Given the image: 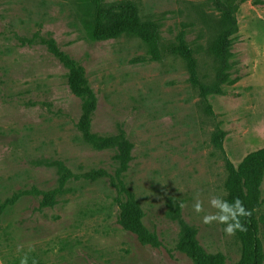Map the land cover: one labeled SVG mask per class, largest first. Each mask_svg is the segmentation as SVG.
Returning <instances> with one entry per match:
<instances>
[{"label":"rangeland","instance_id":"374dc122","mask_svg":"<svg viewBox=\"0 0 264 264\" xmlns=\"http://www.w3.org/2000/svg\"><path fill=\"white\" fill-rule=\"evenodd\" d=\"M103 3L134 4L162 47L184 41L207 86L218 67L209 47L228 31L226 80L204 99L181 59L153 60L134 37L92 40L85 0H0V264H194L184 227L201 251L238 264L236 234L202 217L217 211L210 197L226 199V160L264 148V0ZM46 40L81 70L82 94ZM61 166L107 176L62 183ZM260 191L264 264V177ZM131 197L159 247L121 225L117 203Z\"/></svg>","mask_w":264,"mask_h":264},{"label":"trees","instance_id":"16d2710c","mask_svg":"<svg viewBox=\"0 0 264 264\" xmlns=\"http://www.w3.org/2000/svg\"><path fill=\"white\" fill-rule=\"evenodd\" d=\"M89 3V10L92 13V20L89 24V35L92 40L103 41L116 39L121 36L134 37L139 39L147 48V53L151 59L162 61L166 57H177L181 59L187 68L192 83L197 87L202 98L207 99L212 94L220 91V86L226 80L228 31H221L209 47V53L218 63L216 80L213 86L201 83L196 62L190 47L179 41L162 47L159 38V26L153 21H143L138 15L134 4H121L114 7H106L103 0H85ZM224 18L228 20V16ZM227 26V25H224ZM69 70L68 83L72 91L76 94L84 92L82 72L78 66L67 56L56 48L52 41H42ZM92 101V98H91ZM91 101L88 109L91 108ZM208 113L211 114L210 106L207 105ZM223 134L218 129L212 137V142L217 148L222 147ZM125 154H122V160ZM227 178L225 181L226 200L232 203L234 198H239L245 209L251 214L241 217V223L246 231H237L235 234L241 244V256L238 264H262L263 254L259 240V221L257 211L261 207L260 187L264 177V148L249 153L243 158L238 166H234L230 161L225 163ZM64 174L62 183L69 178L94 180L106 177L102 170H93L80 177L71 175L62 166ZM56 192L45 194V200H52ZM120 210V222L123 228L133 233L140 244L159 247V240L150 234L142 222V212L138 204L132 197L123 202L118 201ZM186 238L182 246L194 264H225V257L220 254H207L201 251L190 235V230L184 227Z\"/></svg>","mask_w":264,"mask_h":264},{"label":"clouds","instance_id":"9594fccd","mask_svg":"<svg viewBox=\"0 0 264 264\" xmlns=\"http://www.w3.org/2000/svg\"><path fill=\"white\" fill-rule=\"evenodd\" d=\"M209 204L217 211L214 214H207L202 217L204 224H210L217 222L225 225L223 231L226 235H234L237 231H246L245 226L241 223V217H247L251 213L245 209L242 201L237 197L234 198L232 203H229L226 199H222L220 196H212L209 198ZM183 206V205H181ZM192 209L196 213L203 211L201 200L195 199L192 205ZM21 264H27V255L21 257Z\"/></svg>","mask_w":264,"mask_h":264}]
</instances>
